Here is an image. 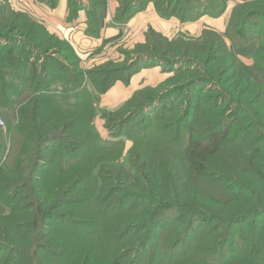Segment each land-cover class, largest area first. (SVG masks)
Listing matches in <instances>:
<instances>
[{"label":"rangeland","instance_id":"374dc122","mask_svg":"<svg viewBox=\"0 0 264 264\" xmlns=\"http://www.w3.org/2000/svg\"><path fill=\"white\" fill-rule=\"evenodd\" d=\"M109 1L117 5L114 10L108 9ZM243 1L0 0V50L16 48V59L12 51L0 56V76L8 86L5 98H11L10 104L0 105V171L19 166L26 170L20 169L22 175H28L33 167L37 196L47 210L41 222L42 216L21 215L25 213L20 210L30 205L24 200L29 192L16 190L12 195L5 191L0 198V226L1 234L6 230L10 239L0 238V264L31 262L19 249L29 244L18 238L27 227L29 239L48 237L44 246L51 251L39 253L45 256L42 264H204L207 258L214 263L222 258L224 238L212 221L219 217H195L190 223L175 211L161 210L156 215L150 209L164 204L152 200V193L165 190L170 175L157 171V179H153L149 164L175 163L185 148L197 114L192 97L206 104L216 95L212 92L247 91L246 87L236 89L233 55L218 47L224 42L225 52L234 51L241 63L253 64L258 41L239 48L227 33L233 10ZM247 1L254 3L246 4L249 9L257 2ZM129 3H138L139 10H124ZM150 3L161 23L151 20L142 29L135 23V27L129 25ZM180 3L179 10H168ZM56 10L60 15L55 19L52 13ZM35 32L38 37L30 35ZM23 58L36 62L37 73L30 83L26 78L14 80L19 73L7 75L20 72ZM211 58L219 69L214 76L205 67ZM11 89L19 95L9 96ZM43 95L50 102L28 111L29 127L17 130L25 119L21 113L24 103L20 102ZM216 100L219 108L207 109L200 129L212 122L227 125L236 115L241 120L233 128L247 125L244 111L230 104L222 111L227 98ZM44 125L46 134L56 130V146L33 164L34 158L25 155L30 151L23 146L31 138L35 142L38 132L34 128L40 131ZM238 134L246 138L234 147L259 146L264 151V137L257 131ZM234 154L231 147L212 166L223 162L229 166L235 161ZM260 166L264 167L263 160ZM213 181L216 184H194V192L199 194L196 200L209 201V195L218 194V199L230 201L238 190L234 185L219 184L215 177ZM187 197L195 201L191 194ZM155 215L162 227L151 237L143 229ZM205 220L209 221L206 225ZM228 233H233L231 243L242 237L239 231Z\"/></svg>","mask_w":264,"mask_h":264},{"label":"trees","instance_id":"16d2710c","mask_svg":"<svg viewBox=\"0 0 264 264\" xmlns=\"http://www.w3.org/2000/svg\"><path fill=\"white\" fill-rule=\"evenodd\" d=\"M245 2L246 0L240 4H236L227 27V33L239 48H245L250 46L255 40L258 41V47L253 55V64L249 66L246 64L244 65L239 61V57L236 56L234 51L226 49L225 52L224 49L226 45L224 42L220 43L218 47L221 52L226 54L230 53L228 54L230 56L233 55L235 60L233 61V65H235L237 72L236 83L239 84L236 89L241 90V88L246 87L247 91L244 94H241L237 90L230 93H222L223 91L212 92L216 95L210 97L212 102L206 104L201 101V98L196 99L192 97L193 103L196 102L197 105V114H195L190 124L188 142L185 148H183L184 150L182 149L179 157H177V162L175 160V163H172L170 160L167 164H159L152 161L151 164H149V175L153 177V179H157L155 175L157 171L168 172V175H170L169 186H167L165 190L160 189L152 193V200L164 203H158L157 206L154 207L149 206L156 215H159L161 210L164 212L169 209L179 213L178 215H181V218L187 217L190 223L195 217H206L208 219H217L219 217V220L212 221L218 224V229L221 231L220 238H224L221 244L222 258H218L219 261L216 260L217 263H214L212 258H207L204 264H264V167L260 166L261 161L263 160L264 162V151L259 146H233L246 138L245 135H239L238 131L245 132L246 134L249 131H257L259 135L264 137V8L263 10H250L251 8L264 5V0H257L255 5L250 9L246 4L250 5L254 3H252V1ZM180 5L181 3L178 4L177 8L170 6L168 10H179ZM138 7H140L138 3H129L124 10H139ZM197 10H199V8ZM15 25H17V22ZM36 33L37 32L30 35L38 37ZM44 33L48 35L46 31ZM5 34L6 33H4V35ZM0 35L3 36V33H0ZM219 36L217 38H219ZM221 40L223 41L222 37L220 41ZM213 46H215V44H213ZM9 51H12V58L16 59V48L2 49L0 50V56L4 58ZM28 51L29 50H27L26 53H31ZM32 55H35L34 51ZM23 61L25 64H21L22 69H20V72H10L7 73V75L12 76L15 73H19L17 77L13 78L14 80L26 78L25 81L30 83V81H33V74L37 73L36 62L31 60V58H23ZM205 63L206 72L209 76H214L213 73L219 72L218 66H216L212 58L205 61ZM8 65L9 64L6 65L7 69L9 67ZM25 75H28V77ZM221 80H224V78ZM20 85L22 86V84ZM7 88L8 86L5 79L0 76V105L6 106L11 103V98H5L7 97ZM11 91L9 96L15 97L19 95L18 93H13L14 89H11ZM34 92L37 91L34 90ZM217 97L227 98L226 104L220 107L222 111L230 104L234 106L235 110L239 112L244 111L246 113L247 125L244 128L238 125L233 128V125L241 120V116L239 117L236 115L235 120L227 125L222 126V123L218 125L212 122V124L206 125L200 129L201 120L205 116L204 114H206L207 109L219 108V106L215 105ZM47 100L50 102L44 95L39 98H31L28 96L25 101L20 102L24 103L21 108V113L23 119H25L24 124L19 125L17 130L20 132L25 131L29 127L28 123L30 122V120L26 118L28 111L32 109L33 111H37L41 103L44 105V101ZM55 104L60 111L59 102H55ZM44 127L45 125L43 127L41 126L40 131L39 128H34L38 132H36L35 142L33 140L34 138H31V141L25 139V141L28 140V144L23 146V150L27 149L30 151V154L25 155L34 158L33 164H35L36 160L41 159L40 157L45 158L46 154L44 153L52 151L56 146V130H53V134H46L48 130H45ZM39 133H45L46 135L42 136L39 135ZM233 135H237V138ZM40 136L42 137L37 139V137ZM231 137L234 138V140H231ZM261 143H264V139ZM231 147L235 149V154L232 157L235 161L229 166H226L224 162L219 163L217 166H212L214 161L218 162L224 152H227ZM20 169L26 172L23 167L19 166L13 167L9 172L5 170L0 171V198L2 199V197H5V191L10 192L12 195H14L16 190L28 191L29 193L27 196L25 195L24 200L29 201L30 205L20 210V213H25L21 215L35 214L37 217L42 216V219H40L41 222L47 216V210L41 199L37 196V191L39 193V190L33 178V167L30 173L29 171L27 172L29 173L28 175H22ZM211 172L213 173L209 175ZM213 177L223 186L234 185L238 188L236 193L231 196L230 201H227L224 197L225 201L218 199V194L209 195V201L196 200L199 194L194 192V184L201 181H208L212 184H216L213 181ZM219 178L222 179L220 180ZM225 191H227V189H225ZM188 194H191V196L195 198V201H190L187 197ZM166 202H170V204H168L170 206H167ZM32 209L35 213L31 212ZM156 215L153 219L150 218L147 220V225H145L143 229L144 232H150L151 237H155L162 227L159 218L155 219ZM205 221V225L209 223V221ZM34 223L36 224V220H34ZM15 225L16 227H23L18 223H15ZM8 226L9 224L5 222L4 227L7 228ZM201 227L202 226H200V228ZM28 229V227L25 229L22 228V232L18 233V238L29 243L27 246H19V249L23 251V257L25 256L31 261H27L26 264H35L34 262H36V264H42L45 256L42 257L39 253L43 251L47 254L51 251L47 245L44 246V241L48 244V237H46V235H41L40 237L36 236L35 239L34 236L29 239L28 236H30V234ZM233 231L242 232V237L238 238V241L231 243L230 239H232L233 233L229 234L228 232L231 233ZM0 238L7 239L6 242L10 239L6 230L1 234V226ZM147 248L148 244L141 249V255L145 254ZM228 248H234V250L229 252V250H227ZM24 261H26V259Z\"/></svg>","mask_w":264,"mask_h":264},{"label":"crops","instance_id":"0c3cea01","mask_svg":"<svg viewBox=\"0 0 264 264\" xmlns=\"http://www.w3.org/2000/svg\"><path fill=\"white\" fill-rule=\"evenodd\" d=\"M109 3V10H114L115 6H117L115 3H113L111 1L108 2ZM144 11L139 12L138 14H136L131 21L129 22V25L135 27L136 25L140 26V29H142L145 25H147V23L151 24V20H155L154 22H159L158 18L156 17V9L154 7V5L152 3H150L147 7H145L144 9H142ZM59 10L54 11L52 14L54 15L55 19L56 17H58L60 14H58ZM136 25H135V24ZM75 39H79V36H75Z\"/></svg>","mask_w":264,"mask_h":264}]
</instances>
